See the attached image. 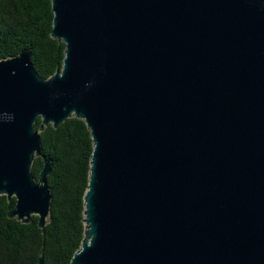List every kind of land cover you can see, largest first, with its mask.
I'll list each match as a JSON object with an SVG mask.
<instances>
[{"label":"water","instance_id":"1","mask_svg":"<svg viewBox=\"0 0 264 264\" xmlns=\"http://www.w3.org/2000/svg\"><path fill=\"white\" fill-rule=\"evenodd\" d=\"M49 2L60 67L0 60L7 217L43 230L33 124L74 117L92 149L68 264H264V0Z\"/></svg>","mask_w":264,"mask_h":264},{"label":"trees","instance_id":"2","mask_svg":"<svg viewBox=\"0 0 264 264\" xmlns=\"http://www.w3.org/2000/svg\"><path fill=\"white\" fill-rule=\"evenodd\" d=\"M52 14L49 0H0V60L29 53L34 72L49 78L60 67L63 44L50 37ZM42 155L49 159L46 184L50 200L43 230L37 217L27 223L8 218L14 198L0 196V264H68L79 249L85 230L83 195L86 190L89 157L92 149L83 121L71 117L56 128H40L36 118ZM42 167L35 156L30 174L34 180Z\"/></svg>","mask_w":264,"mask_h":264}]
</instances>
